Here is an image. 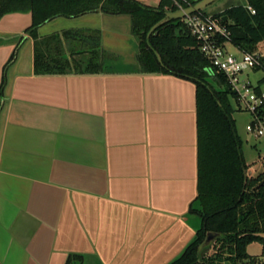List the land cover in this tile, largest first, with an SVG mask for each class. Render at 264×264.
Instances as JSON below:
<instances>
[{"label": "crops", "instance_id": "crops-1", "mask_svg": "<svg viewBox=\"0 0 264 264\" xmlns=\"http://www.w3.org/2000/svg\"><path fill=\"white\" fill-rule=\"evenodd\" d=\"M30 23L0 17V264L170 263L200 225L194 82L142 69L130 15L99 10L39 26L38 73Z\"/></svg>", "mask_w": 264, "mask_h": 264}, {"label": "trees", "instance_id": "trees-1", "mask_svg": "<svg viewBox=\"0 0 264 264\" xmlns=\"http://www.w3.org/2000/svg\"><path fill=\"white\" fill-rule=\"evenodd\" d=\"M194 2L160 0L153 7L138 0H0V17L12 12L30 13L31 23L25 32L35 40L34 68L38 73H49L53 66L44 51L48 39L37 41L42 23L57 16L75 17L97 10L130 15L131 32L140 40L138 60L142 69L172 73L195 84L198 175L191 212L199 216L200 225L194 239L168 264H237L254 258L247 252L252 242H260L261 254L264 253V164L260 173L248 175L243 142L232 116L235 110H241L237 96L225 76L211 67L183 20L168 19L147 36L150 27L166 12ZM213 16L227 31V36L218 37L221 43L238 51H255L264 42V0H247ZM89 31L90 35L92 30ZM63 33L68 37L83 36L80 29ZM95 57L92 53L87 64L96 63ZM53 61L59 64L58 59ZM259 69L264 72V57L254 68ZM263 82L264 75L256 84L257 91ZM258 114L264 119V105ZM210 231L217 235L204 244ZM64 264H82V257L71 255Z\"/></svg>", "mask_w": 264, "mask_h": 264}, {"label": "built area", "instance_id": "built-area-1", "mask_svg": "<svg viewBox=\"0 0 264 264\" xmlns=\"http://www.w3.org/2000/svg\"><path fill=\"white\" fill-rule=\"evenodd\" d=\"M248 8L254 13L250 6ZM182 20L196 38L200 51L207 57L211 67L225 76L231 90L237 96L239 109L251 114L252 119L246 130L264 139V119L258 114L259 108L264 105V90L260 88L257 91L256 85H252L246 78H240L247 70L260 66L264 54L257 51H238L239 55H236L227 50L226 44L221 43L218 38L227 36L226 28L219 18L213 15H204L199 11L185 16ZM260 160L264 164V151ZM237 264H264V253Z\"/></svg>", "mask_w": 264, "mask_h": 264}, {"label": "rangeland", "instance_id": "rangeland-1", "mask_svg": "<svg viewBox=\"0 0 264 264\" xmlns=\"http://www.w3.org/2000/svg\"><path fill=\"white\" fill-rule=\"evenodd\" d=\"M146 5L156 7L158 6L160 0H138ZM247 0H215L200 12L204 15H213L216 13H221L230 6L245 4ZM85 18V17H84ZM69 20H81V19H69ZM227 50L239 55V52L233 48L230 44H226ZM258 53L264 54V42L258 44L255 48ZM264 75L262 69L259 70H247L244 72L240 78H246L250 81L252 85H256L258 80ZM261 89L264 90V82L261 84ZM234 104V103H233ZM235 120V128L237 133L243 139V152L244 158L248 165L249 171L255 176L263 170V165L260 160V156L264 151L263 139L255 136L251 132L246 130L247 124L250 123L252 116L249 112L244 110H235L232 114ZM247 251L249 254L260 256L262 252V245L260 242H252L247 246Z\"/></svg>", "mask_w": 264, "mask_h": 264}, {"label": "water", "instance_id": "water-1", "mask_svg": "<svg viewBox=\"0 0 264 264\" xmlns=\"http://www.w3.org/2000/svg\"><path fill=\"white\" fill-rule=\"evenodd\" d=\"M194 1H195L194 3L190 4L187 7L178 8L177 10L166 12L164 18H162L160 21L156 22L150 27V29L147 32V36H149L158 26H160L166 20L176 19V18L182 19L189 14H193L201 11L203 8H205L215 0H194ZM224 19H226V17H224ZM156 55L158 59H160L158 54ZM216 235H217L216 232H212V231L207 232L204 244L209 243Z\"/></svg>", "mask_w": 264, "mask_h": 264}]
</instances>
